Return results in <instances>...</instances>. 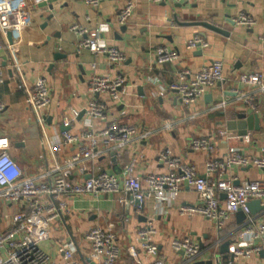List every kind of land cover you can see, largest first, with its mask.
I'll list each match as a JSON object with an SVG mask.
<instances>
[{
    "label": "crops",
    "instance_id": "0c3cea01",
    "mask_svg": "<svg viewBox=\"0 0 264 264\" xmlns=\"http://www.w3.org/2000/svg\"><path fill=\"white\" fill-rule=\"evenodd\" d=\"M125 1L102 0L98 7H91L75 0L57 7L51 3L37 5L32 0H0V33L6 29L14 36L15 26L24 20L29 25L24 43H18L17 39L10 44L0 34V69L6 78L0 84V101L4 104L0 113V138L6 139L13 148L14 160L23 175L37 177L48 172L45 180L52 181L57 173L55 170L78 151L81 142L64 145L59 151L51 149V142L63 131L78 135L90 129L96 133L112 117L134 124L140 132L149 131V134L142 140L134 139L117 158L108 154L95 162H87L82 174L77 168L71 169V180L79 181L102 171L121 178L124 165L132 158L137 159L136 175L162 173L166 168L158 154L164 149L195 166L200 175L204 174L210 158L229 148H237L247 156L260 155L264 147V91L244 85L238 77L256 71L264 73V42L260 39L264 33V0L166 1L160 4L133 0L135 8L131 17L120 25L116 21L117 11ZM239 11L254 17V26L235 25L231 17ZM201 22L218 27L222 33L202 26ZM73 23L80 24L87 29L88 35L106 46L116 47L125 55V60L112 64L106 55H94L87 50L77 53L80 36L70 31ZM194 34L203 36L209 46L202 50L186 49L185 43ZM157 45L174 48L179 53L178 60L157 65L153 57ZM56 53L60 54L58 59H55ZM212 60H222L224 81L209 89L195 105L184 107L167 87L180 69L197 70ZM93 74L122 75L127 85V93L120 103L111 101L106 94L95 95L107 107L106 118L102 120L88 117L83 110L90 98L87 79ZM37 76L46 78L52 97V104L42 111H36L27 101ZM236 91L251 92L259 102L256 114L260 117V128L248 130L244 136L229 129L226 122L240 113H254L250 109L232 103L224 109L209 110L217 99H234ZM70 108L80 111L75 119L71 118ZM65 119L70 121L68 125H64ZM166 122L168 129L163 127ZM219 130L227 133L220 135ZM207 136L213 137V150L203 153L191 148L192 138ZM222 175L224 179L235 178V183L241 184L248 180H264V169L233 166ZM143 189H147L145 184ZM118 197L119 194L99 195L97 200L90 195L65 197L70 214L55 225L50 243L54 245L56 239L69 236L80 240L95 224L111 226L121 250L117 264H134L130 248L139 259L149 263L152 259L142 251L137 232L146 221H151L155 233L150 241L157 246L158 258L163 264H216L217 257L220 264L232 260L228 252H220V245L237 241L242 222L238 223L236 215L232 214L223 228L217 229L214 220L199 214L181 213V207L200 201L192 187L184 185L172 201L147 195L140 214L132 207L120 205ZM223 198L224 195H220L221 201ZM2 206L0 204V213L4 209ZM7 207L21 208L19 203ZM255 219L264 222V211H258ZM3 227L0 221V229ZM187 236L202 246L198 257L190 262L171 247L172 239ZM49 241L41 244L45 251ZM259 243L264 247V240ZM46 252L55 257V252ZM0 254L6 255L4 250H0ZM235 262L264 264V249Z\"/></svg>",
    "mask_w": 264,
    "mask_h": 264
},
{
    "label": "built area",
    "instance_id": "2783aa9c",
    "mask_svg": "<svg viewBox=\"0 0 264 264\" xmlns=\"http://www.w3.org/2000/svg\"><path fill=\"white\" fill-rule=\"evenodd\" d=\"M34 4L51 3L57 7L75 0H32ZM91 7H98L102 0H79ZM151 3L160 4L166 1L189 3L193 0H149ZM229 1V0H220ZM135 8L133 0H127L117 11L116 21L124 25L131 17ZM2 17V16H1ZM2 19H6L4 16ZM231 21L238 26L251 28L256 23L254 17L244 11H239L231 17ZM29 25L22 21L13 28V34L18 43H24V37ZM70 31L79 35L76 51L80 53L87 50L94 55H106L112 64H120L125 60V55L116 47H108L99 42L94 36L88 35L87 29L78 23L69 27ZM7 30L0 33L6 40ZM260 39L264 42V33ZM31 43V42H28ZM208 41L199 34H194L186 43L188 50L205 49ZM1 48V47H0ZM154 61L157 65L174 63L179 58V53L172 47L157 45L153 50ZM5 74L0 69V84L5 82ZM239 81L253 88L258 87L264 91V73L256 71L241 74ZM224 81L222 60H212L207 65L197 70L189 67L180 69L175 80L167 87L173 91L178 101L189 107L199 102L209 89ZM87 91L90 95L83 110L92 119H105L107 107L104 102L95 98V95H108L111 101L120 103L127 93V85L122 75L110 77L108 75L93 74L87 79ZM235 98L217 99L209 110L224 109L232 103H239L244 109L252 112L258 111V100L249 92L236 91ZM28 104L36 111H42L52 104L50 88L45 77L37 76L28 95ZM4 104L0 101V113ZM72 119L79 116L80 111L70 108ZM123 114V111H122ZM65 119L64 125L69 124ZM165 129L169 123H164ZM225 130H219L224 135ZM149 131H139L130 123H124L117 117H112L106 125L94 133L90 129L78 135L63 131L58 139L51 142V149L59 151L64 145L80 141L78 151L59 167L54 179L47 182V173L37 177H26L20 166L14 160V150L6 139L0 138V204L4 207L0 213V221L4 227L0 229V264H117L120 257V244L117 234L111 226L95 224L88 228L80 240L68 237L55 240V257H51L41 244L50 240L51 231L55 225L64 221L70 214V209L65 197L76 198L90 195L97 200L99 195L119 194L116 200L123 207H132L138 214L143 210L147 195H153L158 200L172 201L180 189L186 185L192 187L199 197V203L193 206L181 207V213L199 214L215 221L217 229H222L232 214L241 211L245 214L237 234V241L228 246L227 252L232 260L226 264H239L242 260L259 253L264 247L259 241L264 240V222H257L255 214H251L248 203L259 200L264 206V180H248L241 184L235 183V178L224 179L231 167L253 166L264 169V147L258 156L244 155L237 148H229L223 154L210 158L205 166L203 175L197 173L195 166L184 162L180 157L172 155L168 149L160 151L158 158L165 166L162 173H147L140 176L135 174L137 163L132 158L124 165V174L121 178L105 171L88 178L73 181L69 178L71 169L77 168L81 174L86 170V163L95 162L101 157L111 154L119 157L134 139L142 140ZM42 145L45 144L43 140ZM193 150L208 153L213 150V137H196L190 140ZM143 184L147 189H143ZM224 195L220 200V195ZM19 203V209H11L8 204ZM264 211V210H262ZM155 233L151 221H146L137 232L140 247L151 262L147 263L138 258L133 249H129L134 259V264H163L158 258L157 246L150 241V236ZM258 241V243H256ZM171 247L176 252L183 253L185 261H194L201 252L199 243L191 237L182 239L174 238ZM216 264H220L218 261Z\"/></svg>",
    "mask_w": 264,
    "mask_h": 264
},
{
    "label": "water",
    "instance_id": "95a60500",
    "mask_svg": "<svg viewBox=\"0 0 264 264\" xmlns=\"http://www.w3.org/2000/svg\"><path fill=\"white\" fill-rule=\"evenodd\" d=\"M200 24L204 27H208L209 29H212L213 31H217V32L222 33V30H220L218 27H215L214 25H210L209 23H206V22H201ZM1 37H2V39H4L2 34H1ZM5 38L10 44H12L14 41L16 42V40H17V38L14 37L10 31L6 32ZM59 57H60V54L56 53L55 59H58ZM4 64L5 63H3L2 65L4 66ZM259 122H260V117L256 113H250V114L240 113L237 115L236 118L228 120L226 122V124H227L229 129L235 130V131H237V133L239 135L244 136L247 134L248 130L254 129V130L258 131L260 128ZM66 129L67 128H65V130ZM248 206H249L251 214H256L258 211L264 210V206H262L260 204L259 200H251L248 203ZM235 215H236L238 223H241L245 218V214L242 213L241 211L236 212ZM229 245H230L229 242H225V243L221 244L220 245V249H221L220 252L221 253L227 252ZM199 246L202 247L201 244H199ZM214 246H215V244H213L211 246V248ZM181 254H183L182 251H181Z\"/></svg>",
    "mask_w": 264,
    "mask_h": 264
},
{
    "label": "rangeland",
    "instance_id": "374dc122",
    "mask_svg": "<svg viewBox=\"0 0 264 264\" xmlns=\"http://www.w3.org/2000/svg\"><path fill=\"white\" fill-rule=\"evenodd\" d=\"M53 246L54 245H52L51 243H50V241H49V244L47 245V247H46V251H48V252H50V253H53V252H55L56 250V248H55V246H54V248H53Z\"/></svg>",
    "mask_w": 264,
    "mask_h": 264
}]
</instances>
